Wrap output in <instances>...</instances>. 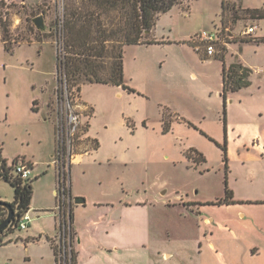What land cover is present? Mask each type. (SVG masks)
Masks as SVG:
<instances>
[{
  "label": "rangeland",
  "instance_id": "1",
  "mask_svg": "<svg viewBox=\"0 0 264 264\" xmlns=\"http://www.w3.org/2000/svg\"><path fill=\"white\" fill-rule=\"evenodd\" d=\"M225 5L223 12L220 0L174 5L156 21L150 36L157 42L125 46L123 83L133 91L67 83L88 108L81 115L85 125L80 136H85L76 151L90 152L72 165L73 223H68L67 206L59 217L52 161L63 7L56 0L40 6L0 0V145L9 164L13 152L34 164L29 177L32 220L26 229L17 227L4 236L0 264H54L49 239L55 235L56 263L60 255L61 264H70L76 232L81 264H264V254L250 259L244 253L250 243L247 229L255 227L257 233L258 226L238 217L230 202L220 201L225 180L242 195L261 189L264 160L244 157V133L231 136L229 149L226 116L230 123L243 122L248 110L264 104V41L253 39L264 37V17L257 19L264 13V0H225ZM38 15L43 29L32 22ZM220 18L238 37L222 55L226 67L239 63L248 72L246 85L226 93L225 107L220 57L204 58L202 50L189 44L190 36L214 31ZM253 24L255 37L238 36ZM191 71L199 77H190ZM190 148L205 161L188 158ZM249 176L256 180L250 186ZM81 196L85 205L74 202ZM13 199V188L0 181V200ZM122 208L128 209L123 218ZM203 216L212 221L203 222ZM60 218L66 220L64 241ZM252 218L259 223L264 211L254 210Z\"/></svg>",
  "mask_w": 264,
  "mask_h": 264
},
{
  "label": "trees",
  "instance_id": "2",
  "mask_svg": "<svg viewBox=\"0 0 264 264\" xmlns=\"http://www.w3.org/2000/svg\"><path fill=\"white\" fill-rule=\"evenodd\" d=\"M185 0H67L63 5L62 27L60 31L59 69L66 83L70 85L80 82L102 83L121 86L133 91L123 83V50L127 45L152 44L157 42L150 37L156 21L163 13L174 5ZM225 0H221V12L225 10ZM256 10V9H251ZM264 17V13L258 18ZM264 41V37L255 38ZM5 49L11 46L2 39ZM222 67V97L223 106L226 103V93L246 85L247 69L239 63ZM79 87V86H78ZM224 116V123H226ZM224 163L226 166V146ZM188 158L194 161H205L202 153L190 148ZM16 160L8 164L2 156L0 146V181L8 183L14 191V199L9 202L13 216L9 224L0 232V243L4 236L18 227L20 217L30 209L32 199V179L23 178L15 172ZM227 167V166H226ZM232 192L224 181V202H230ZM2 201V200H0ZM7 214L6 207L0 205V221ZM70 221L72 211L70 210ZM55 257L54 239H49ZM70 264H77V251L72 249Z\"/></svg>",
  "mask_w": 264,
  "mask_h": 264
},
{
  "label": "built area",
  "instance_id": "3",
  "mask_svg": "<svg viewBox=\"0 0 264 264\" xmlns=\"http://www.w3.org/2000/svg\"><path fill=\"white\" fill-rule=\"evenodd\" d=\"M59 7H63L64 0H56ZM62 18L59 20L60 29L62 27ZM257 25H248L244 30L239 31L238 36L255 37ZM238 38L235 31L225 26L222 22L218 25L214 31L202 30L201 32L191 36L189 40L195 45L197 50L203 49L205 56H217L221 57L233 39ZM255 39V38H253ZM60 87L57 89V98L60 105L58 113L57 123L55 125V148L52 155V161L55 164L57 172L58 188L55 189V193L59 196L60 213L61 209L67 206V221L70 223V210L72 197L70 194V169L74 162L75 157L80 153L76 151L78 141L83 140L81 137L83 130L82 127V113L88 108L86 105L79 103V96L68 90V86L64 75L60 73ZM61 113V114H60ZM86 138V137H85ZM88 151V150H84ZM81 151V152H84ZM15 172L20 174L23 178L30 176V166L28 163L21 159H17L14 165ZM61 219L60 228L61 236H66L65 231V219ZM32 220L29 210L26 211L19 219L18 227L20 229H26L28 223ZM3 264H9L4 262ZM56 264H61L60 255Z\"/></svg>",
  "mask_w": 264,
  "mask_h": 264
},
{
  "label": "crops",
  "instance_id": "4",
  "mask_svg": "<svg viewBox=\"0 0 264 264\" xmlns=\"http://www.w3.org/2000/svg\"><path fill=\"white\" fill-rule=\"evenodd\" d=\"M21 1L23 2L24 5L27 3L28 5H31V6H40L46 0H21ZM188 1H190V0H185L184 2H188ZM220 6H221V0H220ZM220 22H222L221 18H220ZM151 33H152V31H151ZM153 37L154 36H152L151 38H153ZM259 37H261V36H259ZM153 39L157 40L155 37ZM245 41H242L241 43H243ZM256 42L259 43L261 41H256ZM235 43L236 42L229 43L228 46H227L228 50H229L230 45L235 44ZM189 44L192 45V47H194L195 51H197V52H199L201 50L203 51V49L197 50L193 43L189 42ZM203 57L207 58V56L205 57V54H203ZM202 60H204V59H202ZM220 62H221V65L223 67V61L220 60ZM123 68H124V64H123ZM189 75H190V77H192L194 79H197L199 77V74L197 72H195V71H191L189 73ZM221 77H222V71H221ZM230 101H232V100H230ZM258 106L259 107L255 108L253 111H251V110L249 111L248 110L246 112V115H244V116L247 117V118L244 117L245 121H243V122L230 123L229 115L226 116V118H227L228 139H229V141H228L229 149H230V138H231V136L232 135L235 136V133H237L238 136H240V135H242V133H244V138H243L244 139V142H243L244 144H241V145H244V148L246 150L245 151L246 153H245L244 157L247 156V157L251 158V160H253L254 162L263 161L264 160V104L261 103V104H258ZM53 127H54V123H53ZM202 129H203V127H202ZM94 139L97 142V139L96 138H94ZM0 146L2 148V156L6 160V162L9 164L10 158L7 155L4 154L3 146L2 145H0ZM54 148H55V136H54ZM97 148H98V142H97L96 147H93V152L98 151ZM87 152L88 151L80 152L75 157L74 162L72 163V165L75 164V163L82 162V159L84 158V156H87V155L90 154V152L88 154H87ZM11 155H12L11 156L12 157L11 158L12 162H13V160L21 159V160H23V161H25L26 163L29 164L30 170L33 169L34 164L29 158H27L25 156H21V154H19L17 152H13ZM72 165H71V169H70V175H71V172H72L71 171L72 170ZM259 167H260V172H261V176L260 177H262V180L258 181V182L262 181L261 189H258L259 191L250 192L248 195H242L241 192L239 190H236L235 188L231 190L232 198H231L230 203H231V205L234 206V209L236 210V213H237L238 217L249 218V220H250L249 221L250 222L249 225L254 224V225L258 226V229H259V230L257 229V233L254 232L255 227L249 226V228L247 229L248 230L247 233L249 232V234H250V238H249V242L250 243L245 248L246 252L244 251V253H249L250 254L249 255L250 259L257 258L261 254H264V240L261 239L262 237L264 238V219H262L258 223L257 221H255L254 218H252V213H253L254 210L260 209V211L261 210L264 211V166L260 165ZM254 169H256V168H254ZM253 172H255V171H253ZM253 172L250 175H254L255 173H253ZM256 177H257V179L259 178L258 176H256ZM252 178H253L252 176H249L247 178V182H246L247 185L251 184V181H252V184H254V182H256V180L255 179L253 180ZM70 179H71V176H70ZM70 190H71V187H70ZM53 192L55 193V189L53 190ZM82 198L84 199V201L82 203H76V204H84L85 205L86 200H85L84 197H82ZM99 205L102 206L103 204L100 203ZM121 210H122L121 211V213H122L121 218H123L124 217L123 213L127 212L128 209H124L123 210V208H122ZM126 217H128V214H126ZM208 221H212V217L203 216V222H208ZM72 223H73V217H72ZM94 223H95V227H98L97 221L94 222ZM251 233H255V234H251ZM55 236L52 237V239H54ZM76 236H77V241H76V244H77V250H76L77 251V264H81V256H80L81 254L79 252L80 239H79V235H78L77 232H76ZM259 238H260V241H259ZM209 244L212 247H215V245H214V243L212 241H209ZM50 245H51V243H50ZM25 248H27V247L25 246ZM51 250H52V254H53V258H54V264H56V257H55L52 245H51ZM167 255H169V254H167Z\"/></svg>",
  "mask_w": 264,
  "mask_h": 264
},
{
  "label": "water",
  "instance_id": "5",
  "mask_svg": "<svg viewBox=\"0 0 264 264\" xmlns=\"http://www.w3.org/2000/svg\"><path fill=\"white\" fill-rule=\"evenodd\" d=\"M33 24L37 29H43L44 28V23H43V16L38 15L32 19ZM84 199L82 197H75L74 202L75 203H82ZM0 205L6 207L7 209V214L4 219L0 221V232L9 224L12 216H13V209L9 205V203L0 201Z\"/></svg>",
  "mask_w": 264,
  "mask_h": 264
}]
</instances>
